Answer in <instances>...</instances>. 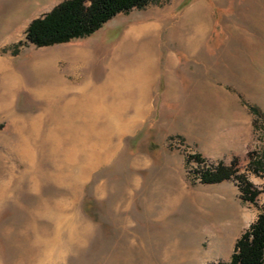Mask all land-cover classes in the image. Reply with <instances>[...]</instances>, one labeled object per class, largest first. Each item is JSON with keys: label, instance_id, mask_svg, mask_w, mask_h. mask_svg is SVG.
<instances>
[{"label": "rangeland", "instance_id": "1", "mask_svg": "<svg viewBox=\"0 0 264 264\" xmlns=\"http://www.w3.org/2000/svg\"><path fill=\"white\" fill-rule=\"evenodd\" d=\"M64 1L0 0V264L229 263L264 213V0H159L85 39L19 45ZM75 98L88 116L72 122ZM220 164L256 203L236 178L202 182Z\"/></svg>", "mask_w": 264, "mask_h": 264}, {"label": "trees", "instance_id": "2", "mask_svg": "<svg viewBox=\"0 0 264 264\" xmlns=\"http://www.w3.org/2000/svg\"><path fill=\"white\" fill-rule=\"evenodd\" d=\"M158 2L159 0H66L45 16L33 20L27 29L26 40L19 45L50 48L85 39L116 16L135 9L141 10ZM251 166L256 174L264 172L262 159L258 163H254L252 159ZM233 178L239 182L243 200L256 203L262 192L246 176L238 175L233 167L220 164L215 170L202 174L204 184H218ZM227 264H264V213L237 241Z\"/></svg>", "mask_w": 264, "mask_h": 264}, {"label": "bare ground", "instance_id": "3", "mask_svg": "<svg viewBox=\"0 0 264 264\" xmlns=\"http://www.w3.org/2000/svg\"><path fill=\"white\" fill-rule=\"evenodd\" d=\"M145 31H148L149 33H152V31H151V29L149 27L136 28V29L132 30V33H133V35H135V38H139V37H143ZM113 63H115V61L112 62L111 67H113ZM50 85H49L50 86L49 87L50 88L49 89V95H47V98H48L47 99L48 100L47 106H48V110L49 111H51L54 108V105H55L54 100H52L53 94L54 93L57 94L56 93L57 87L56 86L54 87L53 82ZM57 92L62 94V92L60 90H58ZM35 93L38 94V95H42L41 92L37 91V89L35 90ZM76 100L77 99L75 98L74 100L72 99L69 102H67L66 105L63 106L62 111H61L63 113H66L65 114L66 117L69 118L72 122H74L73 121L74 119L82 118L83 116H88V114L85 111L86 107L88 108V106L84 107L83 106V102L81 100H77V101ZM75 101H76V103H75L76 107L74 106V102ZM57 105H56L55 110L57 109ZM81 106H83V107H81ZM48 110H47V113H48ZM54 117L58 118L59 114L55 115ZM167 257H168V259H170L169 262H171L172 256L170 255V256H167Z\"/></svg>", "mask_w": 264, "mask_h": 264}, {"label": "crops", "instance_id": "4", "mask_svg": "<svg viewBox=\"0 0 264 264\" xmlns=\"http://www.w3.org/2000/svg\"><path fill=\"white\" fill-rule=\"evenodd\" d=\"M193 9H194V12H192V14H194L193 15V18H194V20H195V22L196 23H199L200 25H199V27H197L196 28V33H197V35H198V37H199V39H198V41L200 40V26H202V23L201 22H203V13H201L202 11V9L200 8L199 9V7H193ZM192 9V10H193ZM196 11V12H195ZM193 20V21H194ZM139 27H149L150 29H151V31H152V33H153V30H154V34H157V31L158 30H160V25H158V23H155V24H153V23H150V24H144V25H139V26H137V27H131L130 29H129V31L128 32H126V34L124 35V37H123V39H121L120 41H119V46H118V48H117V50L115 51V54H116V52L120 49V47H121V45L125 42V40H126V37L129 35V32L132 30V29H136V28H139ZM121 37V38H122ZM198 41H197V43H198ZM195 51H198L196 48H193L192 50H191V52L192 53H194ZM77 53H81V52H77ZM142 63V62H141ZM132 77V75H130V78ZM147 77H148V75H146V74H144V73H136V80L140 83H142V82H144L145 83V85L147 84V85H150V81H149V79L147 80ZM137 83V82H136ZM149 83V84H148ZM152 83V82H151ZM146 89H144V91H145Z\"/></svg>", "mask_w": 264, "mask_h": 264}]
</instances>
